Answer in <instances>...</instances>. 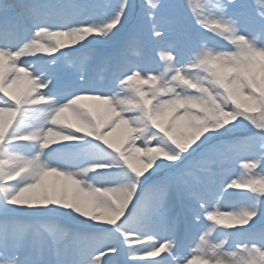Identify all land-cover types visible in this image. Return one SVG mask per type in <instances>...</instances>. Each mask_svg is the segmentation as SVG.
I'll return each instance as SVG.
<instances>
[{"label": "snow or ice", "instance_id": "snow-or-ice-1", "mask_svg": "<svg viewBox=\"0 0 264 264\" xmlns=\"http://www.w3.org/2000/svg\"><path fill=\"white\" fill-rule=\"evenodd\" d=\"M0 264H264V0H0Z\"/></svg>", "mask_w": 264, "mask_h": 264}, {"label": "rangeland", "instance_id": "rangeland-1", "mask_svg": "<svg viewBox=\"0 0 264 264\" xmlns=\"http://www.w3.org/2000/svg\"><path fill=\"white\" fill-rule=\"evenodd\" d=\"M21 87H23V85H21ZM123 135V129L120 128V129H117L114 133H113V139L114 140H119V138ZM52 179V178H50Z\"/></svg>", "mask_w": 264, "mask_h": 264}]
</instances>
